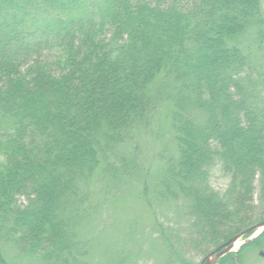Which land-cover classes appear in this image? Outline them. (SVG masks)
I'll use <instances>...</instances> for the list:
<instances>
[{"label":"trees","instance_id":"obj_1","mask_svg":"<svg viewBox=\"0 0 264 264\" xmlns=\"http://www.w3.org/2000/svg\"><path fill=\"white\" fill-rule=\"evenodd\" d=\"M263 2L0 0V242L42 264H90V220L137 173V155L116 152L162 112L172 152L141 199L183 201L186 243L203 253L251 226L264 107L232 41L264 25ZM213 165L229 177L223 194L207 185ZM254 246L264 232L216 264H242Z\"/></svg>","mask_w":264,"mask_h":264},{"label":"rangeland","instance_id":"obj_2","mask_svg":"<svg viewBox=\"0 0 264 264\" xmlns=\"http://www.w3.org/2000/svg\"><path fill=\"white\" fill-rule=\"evenodd\" d=\"M261 14L264 16V2ZM232 43L242 48L250 58L252 70L246 74L254 80L252 91L254 102L263 108L264 25L251 24L246 33ZM58 54L55 49L45 50L41 53V59L53 63ZM251 73L259 74V77L250 75ZM172 143L165 113L162 112L152 126L138 131L130 141L117 150L118 154L137 155V173L134 178L123 179L121 184L118 183L115 190L119 193L107 201L94 214L93 220H90L87 230L94 232L93 236L97 240L89 249L90 264H200L216 249L210 246L209 250L203 253L204 249L186 243L189 222L183 201L148 204L141 199L146 172L156 171L161 160L159 156L170 154ZM3 160V156L0 155V163ZM228 178L217 165L207 170V185L218 194H223L227 189ZM256 185L255 182L254 186ZM102 188L103 185L100 186V191ZM19 200L21 202L22 198ZM250 207L251 210L247 209L248 212L243 214L252 224L249 227H252L264 220V206L258 199L257 190L253 193V203ZM257 232L255 231L253 236ZM245 238L247 237L236 243L234 250L238 249ZM262 250L264 251V246L246 249L242 253V264H264V259L258 257V252ZM0 252L8 264H42L39 260L30 257L23 259L17 257L16 250L2 242H0ZM216 263L217 261L214 264Z\"/></svg>","mask_w":264,"mask_h":264},{"label":"water","instance_id":"obj_3","mask_svg":"<svg viewBox=\"0 0 264 264\" xmlns=\"http://www.w3.org/2000/svg\"><path fill=\"white\" fill-rule=\"evenodd\" d=\"M255 231H258L257 234H254ZM264 232V220L252 227L247 228L246 230L242 231L240 234L232 237L230 240L216 248L214 251H212L208 256H206L200 264H214L216 261H218L223 256L229 254V253H236L242 246L252 242L254 239H256L259 235H261ZM243 237H247L244 240L241 241V243L238 246L237 250H234L233 246L236 245V243L241 240ZM258 257L264 259V251L258 252ZM1 264V263H0Z\"/></svg>","mask_w":264,"mask_h":264},{"label":"bare ground","instance_id":"obj_4","mask_svg":"<svg viewBox=\"0 0 264 264\" xmlns=\"http://www.w3.org/2000/svg\"><path fill=\"white\" fill-rule=\"evenodd\" d=\"M236 246H237V244H236V245H234V246H233V248H235Z\"/></svg>","mask_w":264,"mask_h":264}]
</instances>
